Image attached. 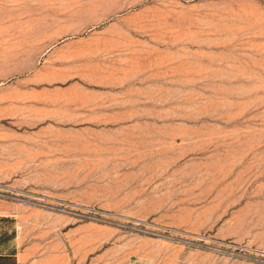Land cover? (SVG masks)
Returning <instances> with one entry per match:
<instances>
[{"label":"rangeland","instance_id":"obj_1","mask_svg":"<svg viewBox=\"0 0 264 264\" xmlns=\"http://www.w3.org/2000/svg\"><path fill=\"white\" fill-rule=\"evenodd\" d=\"M0 264H264V0H0Z\"/></svg>","mask_w":264,"mask_h":264},{"label":"crops","instance_id":"obj_2","mask_svg":"<svg viewBox=\"0 0 264 264\" xmlns=\"http://www.w3.org/2000/svg\"><path fill=\"white\" fill-rule=\"evenodd\" d=\"M13 255L14 254H13V251H11V249L8 250V253L0 251V260H2L3 258H5V259L11 258V257H13Z\"/></svg>","mask_w":264,"mask_h":264}]
</instances>
